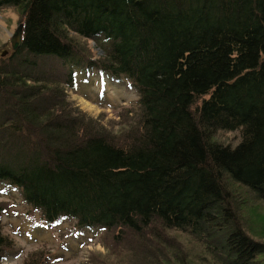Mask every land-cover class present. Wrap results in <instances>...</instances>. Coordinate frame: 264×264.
Here are the masks:
<instances>
[{
  "label": "trees",
  "instance_id": "1",
  "mask_svg": "<svg viewBox=\"0 0 264 264\" xmlns=\"http://www.w3.org/2000/svg\"><path fill=\"white\" fill-rule=\"evenodd\" d=\"M2 7L23 30L20 47L0 59V186L50 226L72 220L111 232L115 244L127 238L138 264L264 259L252 228L259 217L236 195L264 202V0ZM77 67L136 92L138 115L125 131L112 134L69 102ZM234 131V146L217 138ZM8 212L0 202V264L12 247L2 233ZM185 237L207 255L195 261ZM47 263L41 250L23 264Z\"/></svg>",
  "mask_w": 264,
  "mask_h": 264
},
{
  "label": "rangeland",
  "instance_id": "2",
  "mask_svg": "<svg viewBox=\"0 0 264 264\" xmlns=\"http://www.w3.org/2000/svg\"><path fill=\"white\" fill-rule=\"evenodd\" d=\"M19 24L20 16L12 7L0 8V59H6L12 54L10 39ZM76 41L83 44L94 59L104 56L93 41L77 37ZM100 45L106 47L107 43L100 41ZM3 52H6L4 56ZM77 68L75 91H67L69 102L87 116L100 121L112 134L118 135L125 131L138 115L136 92L125 81H115ZM82 100L90 103L94 110L86 109ZM217 138L222 143L234 146L240 140V133L221 132ZM0 187V202L9 205L8 214L2 218V233L12 241L3 264H23L30 254L41 250L46 254L47 264H93L92 260L97 264H138V258L129 252L131 249L128 250L130 245L127 238L123 237L115 244L111 232L101 228L81 230L72 220L50 226L41 220L39 213L22 201L17 190ZM236 195L239 202L245 201L248 204L246 210L250 208L256 219L259 217L258 221L252 222L253 233L257 238L258 235L264 238V202L255 200L251 195L245 196L238 192ZM190 244L185 237L183 246L191 249ZM171 249L175 248L171 246ZM191 250L196 254L195 261L207 255L202 251L203 247H193ZM257 261V264H264V259L259 256ZM204 263L213 264L209 256Z\"/></svg>",
  "mask_w": 264,
  "mask_h": 264
},
{
  "label": "water",
  "instance_id": "3",
  "mask_svg": "<svg viewBox=\"0 0 264 264\" xmlns=\"http://www.w3.org/2000/svg\"><path fill=\"white\" fill-rule=\"evenodd\" d=\"M22 30H23V25L20 24L10 39L11 49L13 52H15L21 45ZM5 54L6 52H3L2 56H4Z\"/></svg>",
  "mask_w": 264,
  "mask_h": 264
},
{
  "label": "bare ground",
  "instance_id": "4",
  "mask_svg": "<svg viewBox=\"0 0 264 264\" xmlns=\"http://www.w3.org/2000/svg\"><path fill=\"white\" fill-rule=\"evenodd\" d=\"M13 52V51H12ZM82 103H83V106L86 108V109H93L92 108V105L90 103H88L87 101L85 100H82ZM94 110V109H93Z\"/></svg>",
  "mask_w": 264,
  "mask_h": 264
}]
</instances>
